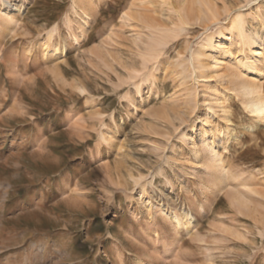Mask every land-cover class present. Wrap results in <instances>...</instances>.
Wrapping results in <instances>:
<instances>
[{
  "label": "rangeland",
  "instance_id": "obj_1",
  "mask_svg": "<svg viewBox=\"0 0 264 264\" xmlns=\"http://www.w3.org/2000/svg\"><path fill=\"white\" fill-rule=\"evenodd\" d=\"M25 2L13 21H0V264H116L119 255L124 264H264V125L232 99L234 131L215 137L228 185L202 190V163L178 137L163 135V112L182 92L162 74L141 91L128 78L127 67L140 66L123 18L129 0L98 1L80 44L69 35L79 20L71 0ZM52 27L50 48L67 47L58 57L40 45ZM100 133L114 136L110 145ZM183 153L193 161L183 164ZM152 171L148 195H167L153 200V219L148 196L130 180ZM172 210H192L196 222L167 254L162 243L174 230L164 217ZM124 230L129 240L120 244Z\"/></svg>",
  "mask_w": 264,
  "mask_h": 264
},
{
  "label": "bare ground",
  "instance_id": "obj_2",
  "mask_svg": "<svg viewBox=\"0 0 264 264\" xmlns=\"http://www.w3.org/2000/svg\"><path fill=\"white\" fill-rule=\"evenodd\" d=\"M1 1L0 21L6 26L19 15L26 2L20 0L11 7L8 0ZM98 1L101 0H71L70 8L79 16L77 32L72 30L74 21L67 20V26L77 44L86 38L89 13L97 8ZM66 17L68 19L67 14ZM123 18L134 28L139 55L138 69L134 65L127 67L132 68L128 78L133 87L141 91L148 82H157L158 74H162L161 80L169 79L178 87L182 92L181 100H174L172 107L163 112V135L169 139L178 137L198 164L202 163L209 178L202 190L210 185L214 190L225 188L228 185L225 176L228 174L227 157L219 151V140L215 137L231 136L234 131L230 120L232 99L240 103L251 123L264 125V0H244L236 8L226 0H162L156 7L155 0H129ZM53 31V27L46 31V38L40 40V45L44 55L58 57L66 54L67 47L63 44L50 48ZM172 48L173 55H170L168 51ZM220 118L225 120V128L219 126ZM100 138L110 145L114 136L100 133ZM169 147L175 152L173 141ZM163 158L169 164V158L165 155ZM191 161L188 154H182L183 164ZM158 175L167 179L166 173ZM155 176L153 171L148 175L130 173L133 189H140L142 196H148L144 204L140 202L151 219L154 201L167 199L164 192L148 195ZM197 201L194 197L193 208ZM164 222L174 230L171 243H167L168 240L162 243L168 254L177 241L183 242L180 232L187 230L190 233L196 219L192 210L181 214L172 210L166 213ZM128 240L129 232L124 230L123 239L117 242L124 244ZM126 260V256L119 255L116 262L124 264ZM261 262L264 263V255ZM139 264L145 262L140 260Z\"/></svg>",
  "mask_w": 264,
  "mask_h": 264
}]
</instances>
